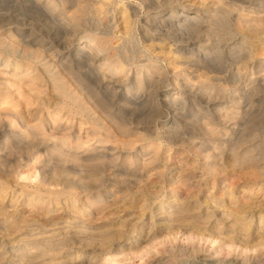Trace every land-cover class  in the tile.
<instances>
[{
  "label": "rangeland",
  "instance_id": "obj_1",
  "mask_svg": "<svg viewBox=\"0 0 264 264\" xmlns=\"http://www.w3.org/2000/svg\"><path fill=\"white\" fill-rule=\"evenodd\" d=\"M0 3L12 26L54 45L61 69L45 57L35 70L20 57L0 67L2 79L29 75L23 87L7 83L4 108L31 126L41 118L44 138H8L14 162L0 167V217L56 210L55 221L43 223L48 235H65L56 239L63 255L54 264H264V160L247 167L234 158L264 153V0ZM84 41L91 49L77 56ZM56 77L84 112L57 92ZM124 123H132L130 132L119 128ZM60 128L79 152L109 158L89 165L67 159L49 136ZM131 163L143 174L116 172ZM62 166L76 191L59 195L58 207L37 202L44 167L54 175ZM27 231L7 238L0 264L18 262L13 250L26 244ZM174 248L196 254L171 261Z\"/></svg>",
  "mask_w": 264,
  "mask_h": 264
},
{
  "label": "bare ground",
  "instance_id": "obj_2",
  "mask_svg": "<svg viewBox=\"0 0 264 264\" xmlns=\"http://www.w3.org/2000/svg\"><path fill=\"white\" fill-rule=\"evenodd\" d=\"M18 1H20V0H18ZM26 1H30V0H26ZM31 3H34V0H31ZM7 6L8 5H6V8H7ZM9 6H10V4H9ZM18 11H20V10H18ZM9 13H10V11H9ZM251 13L254 15L260 14V12H258L256 10L251 11ZM262 13H264V11ZM42 17H43V15H42ZM42 17H41V20H42ZM53 43H54V41H53ZM91 45H92L91 43H88L86 41L82 42L81 46L77 48V53H78V54L76 53L77 56H80V53L86 54L88 52V50L91 49ZM54 48L55 47L52 43L50 44L49 47H46L45 45L41 44V41H38L37 39L33 38L32 35H27L24 32V29L15 28L14 26H12L11 20L9 19L8 14H6L4 12L3 13L0 12V67L8 68L11 66V60H10L11 58L16 59V58L20 57V59L22 61H29V62L35 64V68H33L35 70L40 65L39 64L40 61L45 57V58H51L55 68L58 69V71H61L58 64H56L57 63L56 62L57 54H56V51ZM19 50L22 52L21 56L16 55ZM28 66H29V69H31V66L29 64H28ZM5 74L8 75V73H6V72H5ZM28 76H29L28 74L24 75L23 73H20V75H19V74L14 73L12 75L11 79L0 78V167H2L4 165H10L12 162H14V159H12V155H11V148L12 147H11L9 140H8L9 137L17 138L19 142L20 141L22 142L21 138H23V136H25L27 138L28 137H34L35 140H42L41 138H43V137H39L41 135H39L37 133V128L39 127L38 125H41V118L39 120H37L38 121L37 124H35L34 126H31L30 122H28V120L23 116V114L17 115V114H14L9 107L4 108V106H6V105L9 106L11 104L10 99H11L12 92L10 91V85L7 83H9L10 80H12L13 83L20 85V87H23L25 85V79ZM61 78L63 79L62 76H61ZM92 79H94V78H92ZM119 79H121V78H119ZM114 81H115V79H114ZM94 82H96V81H94ZM53 84H54V88L57 89V92L61 94V96L64 98V100H66L72 104L73 110L75 109L76 111L84 112V108L82 106L81 100L78 99L77 97H75L70 91H68L67 87L62 83L61 79L56 77V80L54 79ZM30 88H32V87H30ZM75 89H77L78 92L82 93L83 95L86 94V93H84V91H82L78 87ZM31 91H33V89H31ZM130 91H131V89H130ZM136 98H138V97H136ZM133 100H135V99H133ZM135 103H136V101H135ZM130 106H131V104H130ZM118 108H119V106H118ZM244 108H246V107H244ZM34 115L37 118L39 116L38 113H35ZM131 118H132V116H131ZM130 125H132V123H130ZM130 125L127 123H124L122 125H119V128L123 132H130V130H132V128H130ZM67 130H69V129L60 128V129H52L50 131L49 136L52 137L51 140L55 139V140H53L55 142V145L53 148L56 152H58L59 154L61 153L62 155L67 157V159L70 157L75 158V160L77 162H80L84 165H89L87 163H93L94 161H97V160L102 161L104 159L109 158V157H107L108 154H104V152L99 153V156H93L92 154L88 155L87 153L79 152L80 150H82V147L80 145L74 146V144H72L73 138L71 137V135H68V137L64 136L65 135L64 132H66ZM166 133H168V132H166ZM58 135H63V137H59ZM24 144H25V142H24ZM214 149H216V148H214ZM137 150H138V148H137ZM260 151H263V150H260ZM263 155H264V153L256 154V153H253L251 151H240V152L235 154L234 158H235L236 162H239V163L241 162L240 164H242L244 166L260 167V165L263 163L262 161L264 160ZM136 161H138V160H135L133 162H136ZM139 166H140V164L131 163V164L125 165L124 167L118 169V171H116V172H121L122 173L121 175L124 174L126 176H130L132 173L139 172L137 174L140 175L141 173L143 174V170H141ZM44 168H45V170H43L44 176H43V179L40 183L39 190L36 192L38 199H39L37 202H41V201L49 199L50 200V206H51V203L52 204L56 203V207H58L60 204L58 203L59 201L56 200L57 197L59 195H62V194H69V191H76L75 185H77V184L74 185V184H69V183L64 182L65 181L64 180L65 175L70 174L67 171L68 167L65 168L62 166V167H59V169L57 167V169H58L57 173H55L54 175H49L50 173L49 174L47 173L46 167H44ZM0 172L2 173V174L0 173V181H3V179L5 177V175H4L5 173L2 171H0ZM109 173H110V171H109ZM98 174L99 173H95L94 175L99 176ZM67 182H69V181H67ZM52 187H55V188L61 187L62 190L59 191L60 193H58L56 191H52L51 190ZM80 192H81L80 194L83 197H87L88 194H86V191L84 189H80ZM169 200H170V197L167 199V202L163 203V205L164 204L169 205V203H168ZM163 205H162V209L164 208ZM32 210L33 211L30 212V215L28 216V218H25V219L21 218V217H15V216L10 217L6 213L0 217V218H2V219H0V263H3L8 258V249H6V246L8 244L6 241L7 238L10 237L12 234H14L16 231H18V229H22L23 227H25V229L29 230V231H27L28 239H26L27 240L26 244H24L23 246H20L18 250H13V252H15V253L12 256H13V258L17 259V261H18L16 264H54L56 259H58L60 256L63 255V252L61 250L55 249V246L57 245V244H55V242L58 241L56 239L60 238L61 236L64 235L61 232V230H59V232H57L55 230L53 232V234H50V235H48V232L43 231V229H45V230L49 229L48 224H46V225L43 224L46 220L51 219V222H49V223H52L53 220L55 221L54 218H55L56 210L50 212L49 208L37 209L36 207H32ZM40 219H43V220L40 221ZM160 222H162V221H160ZM58 225H59V223H55L53 226H50V227H54V226H58ZM108 239H110V238H108ZM65 240L66 239H65V235H64V237L61 239V242L65 241ZM47 250H50V251L47 252ZM195 254H196L195 250L185 251V250H180L179 248L178 249L174 248L171 251V258L170 259H171V261H173V260H176L182 256H189V255L194 256ZM87 262H89V261H87ZM116 262H117L116 260H113L109 264H116ZM170 263L171 262L168 261L165 264H170Z\"/></svg>",
  "mask_w": 264,
  "mask_h": 264
}]
</instances>
